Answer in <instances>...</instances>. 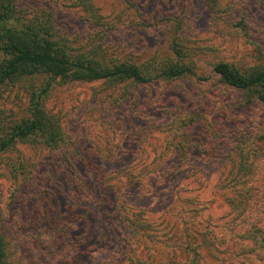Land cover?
Wrapping results in <instances>:
<instances>
[{
	"label": "rangeland",
	"instance_id": "rangeland-1",
	"mask_svg": "<svg viewBox=\"0 0 264 264\" xmlns=\"http://www.w3.org/2000/svg\"><path fill=\"white\" fill-rule=\"evenodd\" d=\"M24 4L50 9L74 53L152 69L179 42L196 74L52 83L43 108L65 141L0 151L11 264H264V105L211 73L264 62V0ZM47 79L1 90L0 135ZM166 163L176 170L161 179Z\"/></svg>",
	"mask_w": 264,
	"mask_h": 264
},
{
	"label": "trees",
	"instance_id": "trees-1",
	"mask_svg": "<svg viewBox=\"0 0 264 264\" xmlns=\"http://www.w3.org/2000/svg\"><path fill=\"white\" fill-rule=\"evenodd\" d=\"M58 28L56 16L50 9L25 5L24 0H0V92L25 79L48 78L40 87L33 86L28 116L0 135V151L15 147L19 142L38 140L53 149L65 141L60 120L43 108V101L55 80H132L146 84L196 74L185 61L186 52L179 42L174 43L170 60L159 67L145 69L144 65L125 60H108L103 54L74 53L67 33ZM211 73L223 87L239 91L247 103L264 105V62L243 69L220 60L213 64ZM178 157L176 154L175 158ZM172 170L176 169L164 164L161 179L171 178ZM2 221L0 217V264H11ZM124 221L135 230L133 219L124 217Z\"/></svg>",
	"mask_w": 264,
	"mask_h": 264
}]
</instances>
